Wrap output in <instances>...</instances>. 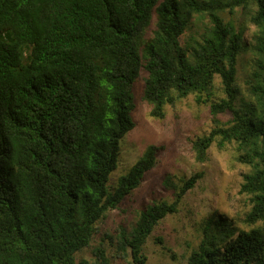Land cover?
<instances>
[{"label": "trees", "instance_id": "16d2710c", "mask_svg": "<svg viewBox=\"0 0 264 264\" xmlns=\"http://www.w3.org/2000/svg\"><path fill=\"white\" fill-rule=\"evenodd\" d=\"M237 8L256 27L248 98L236 83L243 29L222 15ZM200 15L210 25L183 43ZM142 69L151 116L190 94L210 104L214 126L194 140L197 160L217 141L234 144L248 166L239 190L250 201L246 227L214 213L177 264H264V0H0V264H78L98 221L156 165L151 145L109 191L120 140L135 126ZM217 76L225 97L216 95ZM202 176L180 185L167 178L175 198L148 204L121 228L119 250L146 264L148 237ZM96 254L92 264H109L103 248Z\"/></svg>", "mask_w": 264, "mask_h": 264}, {"label": "rangeland", "instance_id": "374dc122", "mask_svg": "<svg viewBox=\"0 0 264 264\" xmlns=\"http://www.w3.org/2000/svg\"><path fill=\"white\" fill-rule=\"evenodd\" d=\"M222 15L243 29L247 48L240 56L236 83L241 90V98H248L245 81L252 68L253 54L249 46L256 27L242 8H237L233 13L224 11ZM208 25V15L196 17L182 36V42H193L192 39L198 38ZM146 76V71L142 69L133 83L135 108L132 118L135 126L120 140L117 167L110 173L107 183L109 191L113 190L120 176L127 174L151 145L159 147L157 163L146 172L140 186L98 221L90 245L76 254L78 264L96 262V249L99 247L105 250L109 264H136L130 254H123L118 248L120 229L130 230L140 211L148 204L161 200L172 201L175 198L177 189L166 183L167 178L173 184L180 185L192 174L203 172L195 186L182 198L178 210L161 219L148 237L143 248L147 257L146 264L184 262L201 239L203 221L214 213L226 216L240 227H246L243 218L250 207V201L239 190L248 166L236 159L235 145L228 143L219 147L215 141L209 147L205 161L196 158L194 140L208 134L214 126L210 104L198 103L195 95L190 94L179 98L174 105L167 104L163 118L153 117L150 115L149 103L143 99ZM215 91L218 98L226 95L219 76L215 78ZM231 116L230 112L218 115L223 122Z\"/></svg>", "mask_w": 264, "mask_h": 264}]
</instances>
